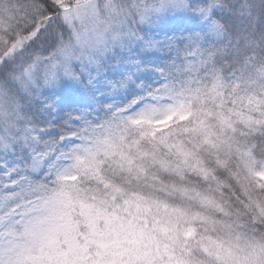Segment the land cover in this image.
I'll list each match as a JSON object with an SVG mask.
<instances>
[{
  "label": "snow or ice",
  "instance_id": "snow-or-ice-1",
  "mask_svg": "<svg viewBox=\"0 0 264 264\" xmlns=\"http://www.w3.org/2000/svg\"><path fill=\"white\" fill-rule=\"evenodd\" d=\"M0 264H264V0H0Z\"/></svg>",
  "mask_w": 264,
  "mask_h": 264
}]
</instances>
